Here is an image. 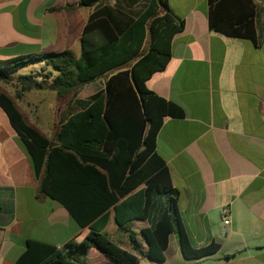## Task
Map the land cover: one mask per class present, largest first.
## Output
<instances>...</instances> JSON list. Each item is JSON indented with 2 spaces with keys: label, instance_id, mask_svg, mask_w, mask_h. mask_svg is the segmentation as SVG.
Wrapping results in <instances>:
<instances>
[{
  "label": "crops",
  "instance_id": "obj_1",
  "mask_svg": "<svg viewBox=\"0 0 264 264\" xmlns=\"http://www.w3.org/2000/svg\"><path fill=\"white\" fill-rule=\"evenodd\" d=\"M149 1L100 0L85 7L80 0H0V62L65 51L78 59L84 27L92 15L99 13L96 20L104 19L107 34L113 36L116 19L123 18L119 13L135 19ZM252 2L255 41L211 30L208 0H167L184 27L171 39L165 69L154 73L146 86L182 115L164 117L155 151L177 192L180 220L192 247L216 244L219 249L188 260L172 233L164 261H151L145 257L140 230L150 226L157 212L151 210L149 220L130 223L140 245L136 253L110 209L102 232L137 255V264H264V0ZM85 39L102 45L106 37L98 27ZM146 44L148 37L141 54L147 51L142 53ZM37 65L47 69L50 78L55 76L43 63ZM4 93L48 138L47 130L58 128L64 111L54 92L29 90L21 99ZM224 207L230 224L223 232ZM87 233L88 228L78 227L64 207L40 192L24 146L0 108V264H15L28 240L62 250ZM87 261L112 264L97 250L89 252Z\"/></svg>",
  "mask_w": 264,
  "mask_h": 264
},
{
  "label": "trees",
  "instance_id": "obj_2",
  "mask_svg": "<svg viewBox=\"0 0 264 264\" xmlns=\"http://www.w3.org/2000/svg\"><path fill=\"white\" fill-rule=\"evenodd\" d=\"M98 2L80 0L85 7ZM120 15L123 18L116 19L113 36L107 34L104 19L96 20L99 13L90 17L78 59L65 51L0 62V82L5 84L11 83L20 69L37 63L55 74L40 80L33 75L19 76L21 92L48 90L59 97L72 95L52 138L30 125L4 92H0V108L24 146L40 192L64 207L78 227L88 228L85 237L62 250L28 240L15 264H88L91 250H97L112 264H137V255L122 249L102 232L110 209L115 224L126 233L136 253L140 245L130 223L149 220L150 211L157 212L149 220L150 226L140 230L146 243L145 257L151 261H164L172 233L188 260L205 258L219 249L216 244L192 247L180 220L177 192L155 151L164 117L182 113L150 91L146 81L165 69L171 39L184 23L170 10L167 0H150L135 19ZM254 19L252 0H208V26L213 31L255 41ZM98 27L106 37L102 45L85 39ZM147 37L148 49L141 54ZM101 78L103 86L87 100L77 98L78 91Z\"/></svg>",
  "mask_w": 264,
  "mask_h": 264
},
{
  "label": "rangeland",
  "instance_id": "obj_3",
  "mask_svg": "<svg viewBox=\"0 0 264 264\" xmlns=\"http://www.w3.org/2000/svg\"><path fill=\"white\" fill-rule=\"evenodd\" d=\"M147 49H148V45L146 44L143 47L142 53L144 51H146ZM40 68H41L40 65L34 64V65H29L28 67H24V68L20 69L17 73H15L13 75V80L11 83L5 84L3 82H0V90H2V92L6 91L8 94H10L15 99H17V98L21 99V96L24 95L25 93H28L29 91L21 92L20 86L18 84L19 76H22V75L23 76H30V75L36 76L38 74L39 76L42 77V79H44V77H45V75H47L48 71H47V69L41 70ZM103 81H104V78H101V79H99V81H97V83H95V84L93 83V84L85 86L83 89H81L80 91L77 92V98L88 97L89 94L95 90V88L102 86ZM71 98H72V95H67L65 97L57 96V101L59 102L58 104L60 105V107H62V111H65L64 109H66L67 104L70 102ZM33 101H35V99H33ZM47 132H48V135L50 136L49 138H52L54 136V134H55L54 132H56V130L55 129L54 130L48 129Z\"/></svg>",
  "mask_w": 264,
  "mask_h": 264
},
{
  "label": "built area",
  "instance_id": "obj_4",
  "mask_svg": "<svg viewBox=\"0 0 264 264\" xmlns=\"http://www.w3.org/2000/svg\"><path fill=\"white\" fill-rule=\"evenodd\" d=\"M221 217V225L224 232V228L230 224L229 210L227 207L222 208Z\"/></svg>",
  "mask_w": 264,
  "mask_h": 264
}]
</instances>
